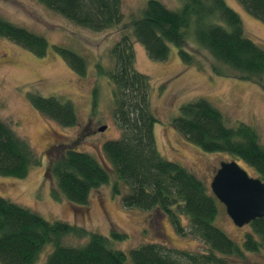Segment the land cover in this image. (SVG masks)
<instances>
[{"label": "trees", "instance_id": "obj_1", "mask_svg": "<svg viewBox=\"0 0 264 264\" xmlns=\"http://www.w3.org/2000/svg\"><path fill=\"white\" fill-rule=\"evenodd\" d=\"M183 1L179 9H172L161 0H148L141 14L125 21L122 0H40L91 30L104 31L123 24L120 39L110 49L114 65L107 68L100 62L96 64L98 72L108 77L114 87V118L122 129L120 138L107 140L102 146L110 165L66 143L55 157H50L46 176L54 177L61 196L77 206L86 204L94 189L111 183L116 176L113 194L121 195V187L128 190L122 197L124 206L161 211L180 233L200 239L202 249L179 250L153 241L125 252L114 247L110 236L65 221L47 220L0 195L3 264H39L48 245L52 249L40 264H127L129 260L132 264H245L247 252H264V217L249 223L251 230L241 241L230 237L215 223L220 202L214 193L190 169L166 159L156 144L158 119L151 106L152 80L136 68L133 40L141 42L152 59H167L175 45L184 62L202 67L196 53L188 49V45L195 44L216 62L214 72L221 74L223 66L233 70L237 78L257 82L264 88V47L246 34L240 14L226 0ZM239 1L264 22V0ZM0 36L36 55H43L49 46L43 36L1 17ZM55 49L73 70L85 75L84 56L61 45H55ZM31 101L62 126L78 122L71 101L39 94L31 95ZM173 126L202 150L226 152L243 161L264 181V146L250 124L229 125L221 110L200 98L182 106ZM35 157L30 143L0 120V175L26 177L39 162ZM184 216L189 220L188 230ZM69 235L88 239L71 245L65 242ZM111 235L121 239L127 233L112 229Z\"/></svg>", "mask_w": 264, "mask_h": 264}, {"label": "rangeland", "instance_id": "obj_2", "mask_svg": "<svg viewBox=\"0 0 264 264\" xmlns=\"http://www.w3.org/2000/svg\"><path fill=\"white\" fill-rule=\"evenodd\" d=\"M147 1L122 0L125 21L141 14ZM161 1L172 9H179L184 2ZM226 2L240 14L246 34L264 47V22L249 13L239 0ZM0 17L43 36L49 42L46 52L36 55L0 36V120L26 139L34 149L35 158L39 159L24 178L0 175V195L47 220L65 221L89 232L110 236L114 247L125 252L153 241L179 250H201L200 239L180 233L161 211L124 206L122 197L128 190L121 187V195L113 194L112 183L116 176L111 178V183L94 189L89 201L79 206L61 196L56 179L46 176L50 157H55L66 143L90 152L102 164L110 165L102 146L107 140L120 138L122 129L114 118V87L108 77L98 72L96 64L100 62L107 68L114 65L110 49L120 39L123 24L104 31L91 30L75 24L40 0H0ZM133 42L136 68L152 80L151 106L158 119L155 139L159 151L166 159L194 172L212 191L211 182L221 162L236 158L226 152L202 150L173 126V120L179 116L183 105L204 98L222 111L229 125L244 122L254 127L264 146V88L257 82L237 78L233 70L223 66L220 67L221 74L214 72L216 62L195 44L188 45V49L196 53L204 65L202 67L184 62L175 45L171 46L167 59L155 60L141 42ZM55 45L84 56L87 60L85 75L73 70ZM33 94L73 102L77 124L62 126L46 116L32 103ZM104 125L106 129L101 131ZM236 160L250 175L257 176L243 161ZM55 191L60 195L56 196ZM183 223L188 230L189 220L185 216ZM215 223L236 241H241L251 230L250 224L237 226L222 202ZM112 229L125 232L127 236L113 239ZM87 239L88 236L69 235L65 242L77 245ZM51 249L49 245L44 248L40 263ZM243 261L245 264H264V252H247ZM0 264H3L1 260ZM127 264L132 263L129 260Z\"/></svg>", "mask_w": 264, "mask_h": 264}, {"label": "water", "instance_id": "obj_3", "mask_svg": "<svg viewBox=\"0 0 264 264\" xmlns=\"http://www.w3.org/2000/svg\"><path fill=\"white\" fill-rule=\"evenodd\" d=\"M105 129V125L100 128ZM211 188L237 226L264 217V181L250 175L236 159L221 162Z\"/></svg>", "mask_w": 264, "mask_h": 264}]
</instances>
